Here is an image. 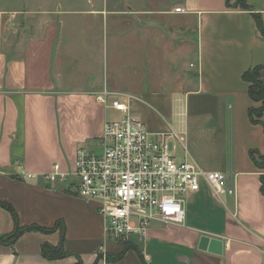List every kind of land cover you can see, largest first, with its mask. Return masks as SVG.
Returning a JSON list of instances; mask_svg holds the SVG:
<instances>
[{
    "label": "crops",
    "instance_id": "crops-1",
    "mask_svg": "<svg viewBox=\"0 0 264 264\" xmlns=\"http://www.w3.org/2000/svg\"><path fill=\"white\" fill-rule=\"evenodd\" d=\"M246 1L252 10L236 0H125L113 38L121 63L113 60L112 76L102 77L100 64L79 63L77 56L76 73L62 71L60 19L32 26V33L28 22L15 29L12 12L19 8L0 0V199L13 205L22 226L63 221L70 253L54 260L42 253L43 244L60 243V229L27 231L13 244L0 242V264H77L79 258L108 264L99 255L117 242L106 236L97 203L44 177L58 164L76 180L79 149L99 147L105 122L119 115L97 99L104 90L129 100L130 113L149 131L171 133L177 157L225 173L234 189L217 195L203 181L187 194L183 223L155 221L149 228L143 252L154 244L164 259L155 262L145 252L146 261L264 264V168L251 155L264 153V127L250 118L258 103L242 77L264 65V35L253 16L264 18V0ZM21 12L22 22L28 12ZM14 227L11 212L0 206V236Z\"/></svg>",
    "mask_w": 264,
    "mask_h": 264
},
{
    "label": "built area",
    "instance_id": "built-area-1",
    "mask_svg": "<svg viewBox=\"0 0 264 264\" xmlns=\"http://www.w3.org/2000/svg\"><path fill=\"white\" fill-rule=\"evenodd\" d=\"M97 99L119 113L105 122L99 147L79 149L76 180L71 181L58 164L44 177L66 183L79 197L95 201L108 239L143 240L155 221L183 223L185 197L199 191L203 181L217 195L234 192L225 173L203 170L188 158L179 160L170 147L171 133L149 131L130 113L129 100L113 97L108 90Z\"/></svg>",
    "mask_w": 264,
    "mask_h": 264
},
{
    "label": "rangeland",
    "instance_id": "rangeland-1",
    "mask_svg": "<svg viewBox=\"0 0 264 264\" xmlns=\"http://www.w3.org/2000/svg\"><path fill=\"white\" fill-rule=\"evenodd\" d=\"M124 1L6 0L9 10L19 8L17 12H12L14 19L16 18L18 20L15 29H20V25L25 26L26 22H28L32 29V33V31L36 29L32 26H39L40 23L44 25L45 20L48 22L52 21V23L59 19L61 20V50L56 54L59 55V61L61 62L59 65L67 76L69 73H76L72 65H76L78 62L76 64L72 63V58L77 56L80 58L79 63L83 60L84 62L90 61L96 65L100 64L99 73L102 77H107V74L112 76L113 72L110 70L109 73L107 72L108 65L112 67L113 60L121 63V52L119 51V55L117 54L118 51L117 47L114 46L115 40L113 38H115L121 30V6H123ZM21 11L28 12L26 20L22 22L20 16H18L23 13ZM36 11H41V13ZM48 11H52V13L54 12L55 14L49 15L44 13ZM92 11H94V14L91 13ZM89 48H93V50ZM53 57L57 59L56 56ZM119 65L121 66V64ZM125 83L129 84V81H125ZM114 117H116V115H113V118ZM170 147L172 146L170 145ZM256 158L258 162L263 164L262 167L264 168V153L257 154ZM178 159L181 160L179 157ZM115 245L116 248L114 250L104 254L102 253L108 264H143L135 250L128 251L135 246L143 250L142 240L135 238L130 242L118 241ZM151 245V248L147 247L145 252L153 254L155 262H157L158 256L164 259V252H161L160 246ZM118 246L119 248L117 249ZM124 251L128 252L121 261L117 260L118 256ZM110 259L112 261H110ZM98 262V258H96L91 264H98Z\"/></svg>",
    "mask_w": 264,
    "mask_h": 264
},
{
    "label": "trees",
    "instance_id": "trees-1",
    "mask_svg": "<svg viewBox=\"0 0 264 264\" xmlns=\"http://www.w3.org/2000/svg\"><path fill=\"white\" fill-rule=\"evenodd\" d=\"M228 3H230V0H228ZM236 4L241 6L244 9L252 10V8L250 7V5L247 3L246 0H236ZM253 16L257 22V25H258L260 31L264 35V18H263V16L260 13H256V12H253ZM263 69H264V65H257V66L251 67L243 73L242 77L249 85V95H250L251 99L254 102L258 103L257 106H253L250 108V111H249L250 118L253 122L261 123L264 127V82L261 79V72ZM251 155L253 156L254 159H256L254 151L251 152ZM256 162L261 168H263L262 167L263 164L261 162H258V160ZM261 190L264 194V174L262 175V178H261ZM0 206L9 210L11 212L13 218H14V221H15V227H14L13 231L11 233L4 234V235L0 236V242L1 243L13 244L23 233H25L27 231H34L35 230V231L49 232V231H53L56 229H60L61 230V241H60V243L57 246L51 245L49 243L43 244L42 253L47 259H50V260L64 258L70 254L64 248L65 225H64L63 221H58L57 223H55V225L53 227H50V228L43 227L40 225L22 226L19 223L18 213L12 204L0 199ZM135 238L138 239L137 237H133L131 240H133ZM130 249H133L138 253V255L141 259V262L143 264L144 263L152 264V263H149L146 261L144 252H143V250H141L140 247L135 246L134 248H130ZM126 252L127 251H124L123 253H121L118 256L117 260H121L125 256ZM102 257H103V255L100 254L99 259ZM110 261H112V260L110 259ZM77 264H82V261L80 258L78 259Z\"/></svg>",
    "mask_w": 264,
    "mask_h": 264
}]
</instances>
